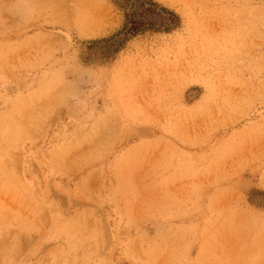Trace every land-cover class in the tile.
Instances as JSON below:
<instances>
[{"label":"rangeland","instance_id":"1","mask_svg":"<svg viewBox=\"0 0 264 264\" xmlns=\"http://www.w3.org/2000/svg\"><path fill=\"white\" fill-rule=\"evenodd\" d=\"M156 1L0 0V264H264V0Z\"/></svg>","mask_w":264,"mask_h":264},{"label":"trees","instance_id":"2","mask_svg":"<svg viewBox=\"0 0 264 264\" xmlns=\"http://www.w3.org/2000/svg\"><path fill=\"white\" fill-rule=\"evenodd\" d=\"M113 3L122 11L123 23L113 34L85 42L81 55L85 63L110 62L136 36L170 33L180 26L178 14L156 0H113Z\"/></svg>","mask_w":264,"mask_h":264}]
</instances>
